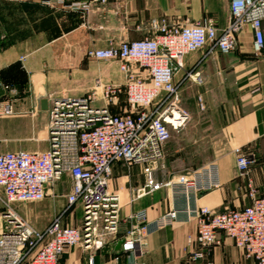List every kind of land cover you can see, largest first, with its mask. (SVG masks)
Returning <instances> with one entry per match:
<instances>
[{
    "label": "built area",
    "instance_id": "1",
    "mask_svg": "<svg viewBox=\"0 0 264 264\" xmlns=\"http://www.w3.org/2000/svg\"><path fill=\"white\" fill-rule=\"evenodd\" d=\"M29 1L85 15L93 4L104 5L111 0ZM263 21L264 0H230V22L223 30L211 19L190 26L172 25L161 19L152 22V36L89 50L88 58L117 61L121 71L130 74L123 91L133 110L113 114L106 101L96 106V93L59 97L51 106L47 150L0 153V197L7 205L53 196L51 185L64 175L74 183L66 196V206L45 229L37 230L16 220L0 233V264H60L71 247L97 251L117 242L123 203L120 192L111 188V180L118 162L143 170L145 184L136 190V199L169 188L175 201L153 225L145 211L129 215L132 226L120 239L122 251H131L144 235L175 221H196L200 250L190 253V262L202 257V249L219 243L223 233L246 258L264 264V195L260 196L251 182L250 205L218 212L198 205L201 195L221 186L214 162L181 179L159 180L157 176L172 131H179L188 118L179 106L182 85L187 79L200 80L191 72L175 80L183 69L184 57L201 49H206L205 57L231 54L237 49V35L245 27L252 32L255 54L261 55ZM6 89L11 95L17 94L15 89ZM121 91L120 87L108 85L105 98L114 100ZM198 101L204 110L203 99L199 97ZM9 113L6 107L0 114ZM234 152L239 174L247 177L253 155L240 148ZM78 205L83 210L80 226L65 225V216ZM90 264H94L92 257Z\"/></svg>",
    "mask_w": 264,
    "mask_h": 264
},
{
    "label": "crops",
    "instance_id": "2",
    "mask_svg": "<svg viewBox=\"0 0 264 264\" xmlns=\"http://www.w3.org/2000/svg\"><path fill=\"white\" fill-rule=\"evenodd\" d=\"M161 19L181 26L211 19L223 30L230 22V0H111L104 5L93 4L85 15L29 0H0V102L2 109L10 110V115L0 117L2 124L9 126L7 131L12 133L29 129L32 140L48 144L32 148L47 150L50 103L54 98H79V91L91 88L96 79L121 84L130 75L121 71L117 61L107 67H94L95 61L87 57V52L152 36V22ZM262 25L264 31V21ZM205 52L201 49L187 54L175 80H181L188 72L200 78L198 82L187 79L183 83L181 102L188 105L201 97L208 109L213 101L223 106L229 103L231 108L223 111L222 127L215 141V147L228 149L214 161L221 186L198 199L199 206L222 212L251 204L250 182L260 196L264 195V51L255 54L252 32L245 27L237 35V49L233 53L205 57ZM6 88L15 89L17 94H9ZM43 100L47 102L46 109L42 108ZM237 148L254 157L247 177L238 172L234 152ZM123 165L115 163L111 180V188L120 192L123 203L118 241L97 251L71 247L60 264H90L91 257L94 264H257L223 233L219 243L202 249V257L190 262V253L200 250L196 221L179 220L156 229L144 235L141 243L129 252L122 251L121 246L117 248L132 226L129 215L145 211L153 225L175 203L169 188L136 199V190L145 184L143 170L134 166L127 172ZM67 176L61 179L65 184V201L55 214L66 206V196L74 184ZM157 176L160 180L159 173ZM54 196L55 193L48 197ZM39 206L32 209V217L38 218ZM76 207L80 212L75 226H80L83 210L80 205ZM49 224L42 223L37 230Z\"/></svg>",
    "mask_w": 264,
    "mask_h": 264
},
{
    "label": "rangeland",
    "instance_id": "3",
    "mask_svg": "<svg viewBox=\"0 0 264 264\" xmlns=\"http://www.w3.org/2000/svg\"><path fill=\"white\" fill-rule=\"evenodd\" d=\"M94 61V67L97 68H103V66L107 67V65L115 63V61ZM124 83V80L121 84H114L96 79L91 88L85 89L83 92L79 91L78 94H80V97H85L88 94L96 93V99L98 100L96 101V106H102L104 101H106L113 114L130 112L133 110V107L126 103L123 91ZM108 85L120 87L122 90L114 100H111L108 97L105 98V91ZM55 99L56 98L50 103L51 106ZM190 103L191 104L187 105L183 101L179 102L181 110L187 114L188 118L179 131H172L170 140L164 146L163 158L158 166V173L161 177H164V174V178L167 179H181V177L187 176L194 170L214 162L217 156L222 153L224 154L228 150L215 147V141L218 139L219 130L222 127L223 111L231 110L229 103H227L228 106H223L222 104H219V101L217 104L213 101L210 109L205 106L204 110L200 108L198 100L191 101ZM3 110L4 109L1 108L0 113H2ZM7 115H10V113L0 114V117ZM2 122L3 121L0 119V152L12 150L43 151L46 149L32 148V145L48 144L32 140L34 138H32V132L29 133V129L28 132L27 130L23 132L21 131L22 133L8 132L7 129L9 126L5 124L3 125ZM122 168L127 172L132 169L128 168L125 164ZM50 188L51 191L55 193V196L53 198L47 197L44 200L37 202H21L7 205L0 197V233L6 227L11 226V223L16 220L24 221L35 229L40 228L39 225L42 223H45L46 225L52 222L56 215L59 214L55 213L61 209L60 206H62V203L64 204L63 201H65V196L62 192L65 188L64 181H56ZM38 204H40L36 212L38 218H35L32 217L35 214L32 209ZM79 212V208L74 207L70 214L65 216V225L75 226L79 222L77 216ZM50 214H52V216L48 217L47 215ZM54 214L55 216L53 217Z\"/></svg>",
    "mask_w": 264,
    "mask_h": 264
},
{
    "label": "water",
    "instance_id": "4",
    "mask_svg": "<svg viewBox=\"0 0 264 264\" xmlns=\"http://www.w3.org/2000/svg\"><path fill=\"white\" fill-rule=\"evenodd\" d=\"M46 104H47L46 100H43L42 101V108L43 109H46L47 108V105ZM121 244H122V242H119L118 245H117V248H119L121 246Z\"/></svg>",
    "mask_w": 264,
    "mask_h": 264
}]
</instances>
